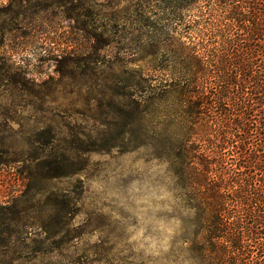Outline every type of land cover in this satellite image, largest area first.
<instances>
[{"label": "rangeland", "instance_id": "374dc122", "mask_svg": "<svg viewBox=\"0 0 264 264\" xmlns=\"http://www.w3.org/2000/svg\"><path fill=\"white\" fill-rule=\"evenodd\" d=\"M177 4L0 0V264H194L162 117L174 98L151 117L146 85L181 66L154 45L167 27L201 51L198 28L226 20L219 0L170 20Z\"/></svg>", "mask_w": 264, "mask_h": 264}, {"label": "trees", "instance_id": "16d2710c", "mask_svg": "<svg viewBox=\"0 0 264 264\" xmlns=\"http://www.w3.org/2000/svg\"><path fill=\"white\" fill-rule=\"evenodd\" d=\"M174 1L178 10L171 5L170 20L196 0ZM219 1L226 22L209 35L205 25L198 28L201 51L174 39V29L165 25L167 44L154 45L181 66L148 77L147 109L159 117L167 96L174 98L162 117L172 116L165 133L174 122L179 137L176 151L169 138L166 149L171 178L190 215V260L264 264V0ZM134 110L130 132L137 139L138 101Z\"/></svg>", "mask_w": 264, "mask_h": 264}]
</instances>
